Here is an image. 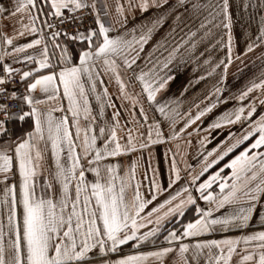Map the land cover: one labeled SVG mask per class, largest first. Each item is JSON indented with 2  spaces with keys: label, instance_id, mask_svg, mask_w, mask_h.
<instances>
[{
  "label": "crops",
  "instance_id": "obj_1",
  "mask_svg": "<svg viewBox=\"0 0 264 264\" xmlns=\"http://www.w3.org/2000/svg\"><path fill=\"white\" fill-rule=\"evenodd\" d=\"M0 68V264H264V0H0Z\"/></svg>",
  "mask_w": 264,
  "mask_h": 264
},
{
  "label": "built area",
  "instance_id": "obj_2",
  "mask_svg": "<svg viewBox=\"0 0 264 264\" xmlns=\"http://www.w3.org/2000/svg\"><path fill=\"white\" fill-rule=\"evenodd\" d=\"M96 21V13L90 3L54 12L45 24L43 37L51 41L68 38L80 31L93 29ZM23 89L24 81L19 73L3 72L0 75V130L22 113L20 94Z\"/></svg>",
  "mask_w": 264,
  "mask_h": 264
},
{
  "label": "trees",
  "instance_id": "obj_3",
  "mask_svg": "<svg viewBox=\"0 0 264 264\" xmlns=\"http://www.w3.org/2000/svg\"><path fill=\"white\" fill-rule=\"evenodd\" d=\"M86 47H87V45H86L84 42L78 44V49H79V50H82V49H84V48H86ZM1 73H2V69L0 68V74H1ZM5 138H6V137H0V139H1V140H0V145L3 144L2 141L5 140ZM158 240H159V238H158Z\"/></svg>",
  "mask_w": 264,
  "mask_h": 264
}]
</instances>
